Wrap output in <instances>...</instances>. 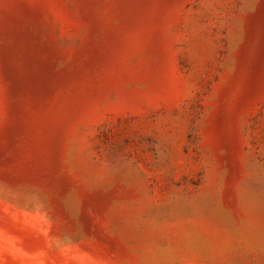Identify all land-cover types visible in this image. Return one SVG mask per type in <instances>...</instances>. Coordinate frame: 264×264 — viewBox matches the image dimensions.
Here are the masks:
<instances>
[{
	"label": "rangeland",
	"instance_id": "374dc122",
	"mask_svg": "<svg viewBox=\"0 0 264 264\" xmlns=\"http://www.w3.org/2000/svg\"><path fill=\"white\" fill-rule=\"evenodd\" d=\"M0 264H264V0H0Z\"/></svg>",
	"mask_w": 264,
	"mask_h": 264
},
{
	"label": "bare ground",
	"instance_id": "6f19581e",
	"mask_svg": "<svg viewBox=\"0 0 264 264\" xmlns=\"http://www.w3.org/2000/svg\"><path fill=\"white\" fill-rule=\"evenodd\" d=\"M132 8H133V7H132ZM132 8H131V9H132Z\"/></svg>",
	"mask_w": 264,
	"mask_h": 264
}]
</instances>
